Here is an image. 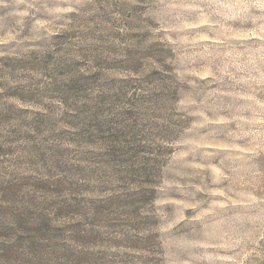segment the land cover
<instances>
[{"label":"rangeland","instance_id":"1","mask_svg":"<svg viewBox=\"0 0 264 264\" xmlns=\"http://www.w3.org/2000/svg\"><path fill=\"white\" fill-rule=\"evenodd\" d=\"M0 264H264V0H0Z\"/></svg>","mask_w":264,"mask_h":264},{"label":"trees","instance_id":"2","mask_svg":"<svg viewBox=\"0 0 264 264\" xmlns=\"http://www.w3.org/2000/svg\"><path fill=\"white\" fill-rule=\"evenodd\" d=\"M59 229V228H58Z\"/></svg>","mask_w":264,"mask_h":264}]
</instances>
